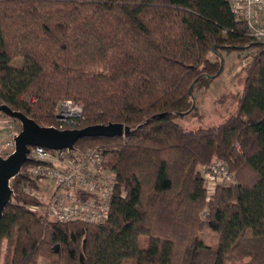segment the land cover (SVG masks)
I'll use <instances>...</instances> for the list:
<instances>
[{
  "label": "trees",
  "instance_id": "obj_1",
  "mask_svg": "<svg viewBox=\"0 0 264 264\" xmlns=\"http://www.w3.org/2000/svg\"><path fill=\"white\" fill-rule=\"evenodd\" d=\"M253 43L227 0H0V103L50 127L73 100L81 128H131L75 144L110 155L104 225L49 222L27 192L39 189L36 164L23 166L0 218V264H264V46ZM248 49L243 91L224 122L176 123L192 111V85L214 80L221 52ZM217 162L238 181L209 194L204 170Z\"/></svg>",
  "mask_w": 264,
  "mask_h": 264
},
{
  "label": "built area",
  "instance_id": "obj_2",
  "mask_svg": "<svg viewBox=\"0 0 264 264\" xmlns=\"http://www.w3.org/2000/svg\"><path fill=\"white\" fill-rule=\"evenodd\" d=\"M227 2L235 20L245 23L249 35L264 43V0ZM56 115L57 124L54 127L60 130L79 129L84 109L78 102L64 100L59 104ZM18 133L14 131V120L0 113V136L8 135L4 148H11L10 153L14 150ZM29 157L36 164L29 169L30 179L38 182L39 189L28 188L27 192L43 203L40 209L49 222L85 221L104 225L109 220L115 175L109 166L108 152L100 148L54 151L36 146L31 148ZM204 173L208 191H214L217 185L230 186L234 183L232 171L223 162L210 165ZM41 188L47 190L45 196L41 194Z\"/></svg>",
  "mask_w": 264,
  "mask_h": 264
},
{
  "label": "rangeland",
  "instance_id": "obj_3",
  "mask_svg": "<svg viewBox=\"0 0 264 264\" xmlns=\"http://www.w3.org/2000/svg\"><path fill=\"white\" fill-rule=\"evenodd\" d=\"M255 49H248L242 52H221V60L223 61L222 73L212 80L207 88L200 87L193 92L192 95V111L175 119V122L188 130H201L215 127L224 122L230 113H232L237 105V99L241 96L245 78V68L252 60V54ZM24 64L22 58H18L12 62V66L19 68ZM14 120V119H13ZM21 124L14 120V131L20 132ZM7 134V133H6ZM2 135L0 140V154L7 157L11 148L5 149L4 144L8 139V135ZM234 183H237V174L233 172ZM221 186V185H219ZM41 194L45 196L44 188L40 189ZM214 191H209L213 194ZM43 210L40 209L39 212ZM208 244L215 249L218 248L219 237L210 229H205L200 235Z\"/></svg>",
  "mask_w": 264,
  "mask_h": 264
},
{
  "label": "water",
  "instance_id": "obj_4",
  "mask_svg": "<svg viewBox=\"0 0 264 264\" xmlns=\"http://www.w3.org/2000/svg\"><path fill=\"white\" fill-rule=\"evenodd\" d=\"M253 44L264 46L262 42ZM222 70L223 61L221 60L218 73L209 78L215 79L222 73ZM194 84L189 89L191 97ZM0 113L17 120L21 124V130L14 140V150L7 157H0V218L13 197L11 181L20 174L23 166L30 161L31 148L41 146L54 151L72 150L75 148V144L83 139L124 137L131 132L129 126L121 123L98 124L66 130H60L54 126L43 127L22 112L14 111L2 103H0Z\"/></svg>",
  "mask_w": 264,
  "mask_h": 264
},
{
  "label": "crops",
  "instance_id": "obj_5",
  "mask_svg": "<svg viewBox=\"0 0 264 264\" xmlns=\"http://www.w3.org/2000/svg\"><path fill=\"white\" fill-rule=\"evenodd\" d=\"M1 138H2V137L0 136V140H1Z\"/></svg>",
  "mask_w": 264,
  "mask_h": 264
}]
</instances>
